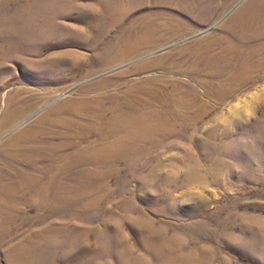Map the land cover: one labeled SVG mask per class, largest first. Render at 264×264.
I'll list each match as a JSON object with an SVG mask.
<instances>
[{"label":"rangeland","instance_id":"obj_1","mask_svg":"<svg viewBox=\"0 0 264 264\" xmlns=\"http://www.w3.org/2000/svg\"><path fill=\"white\" fill-rule=\"evenodd\" d=\"M186 1L180 9L156 0H0V264H264V26L240 44L259 49L253 79L225 83L218 95L239 54L213 49L216 71L201 61L192 69L190 53L216 36L235 42L221 27L247 14L250 0ZM147 20L153 43L104 67ZM128 91L133 109L158 114L168 128L140 129L132 152L110 163L73 167L85 141L154 124L128 118L115 134L102 129ZM96 97L107 109L98 121L69 104ZM57 119L81 122L87 137ZM91 120L99 129L88 128ZM26 175L60 187V196L30 202Z\"/></svg>","mask_w":264,"mask_h":264},{"label":"bare ground","instance_id":"obj_2","mask_svg":"<svg viewBox=\"0 0 264 264\" xmlns=\"http://www.w3.org/2000/svg\"><path fill=\"white\" fill-rule=\"evenodd\" d=\"M156 1H158L160 4L164 3L174 8H180V9L188 8L187 5H185V3H187L186 0H156ZM233 1L234 0H227V2H233ZM258 2H259L258 0H250L246 4V7L250 9V11L247 14L244 15V10L242 9L238 11L229 20V22L225 24V26L221 27V29L223 28L224 30H227L228 32L232 33L235 39V42L230 41L225 36H216L210 40H207L206 44L204 42H199L196 44L194 43L195 48L190 53V55L192 56V59L194 58L193 60L190 61V65L192 69H194L197 66L198 64L197 62L201 61L204 67L213 68V69H216V71H218L219 69L216 66L215 60L212 61V58H213L212 56L218 55V54L213 53L214 52L213 49L218 50L219 53L225 55L226 57H230L229 59L231 60L233 56L235 57L237 54H239L235 62L237 63V66L235 65L236 68L230 70L228 72L229 75H227L228 77L219 81L217 85L215 86L216 90H218L217 92L218 95L220 93L222 94V90L224 89V87H226L225 83L226 85L228 84L230 86L233 84L242 85L244 83H248L250 80L253 79L252 72L256 67H254L253 61L251 60L257 55L259 49L258 48H254L252 50L249 48L243 49L240 46V44H242L243 42L242 40L244 38H247L252 30H256L257 28L264 26V2L256 4ZM144 25L145 26L141 27V29L134 32V36L130 34L126 38H123L121 40L122 41L121 44L114 50L115 55L113 54L114 55L113 60L106 61V62L104 61V63L106 64L104 67H107V66L110 67V66H113L117 62H123L131 58L133 55L138 54L141 49L146 48L147 46H150L153 43V41L155 40L154 32L156 33V31L154 28L152 29L151 25L149 24V20H147ZM163 38H170V37H163ZM185 50L186 49H183L181 51L179 50L177 52L178 55L179 53H182ZM261 58L262 57L259 56L257 59L258 65H262L263 63V60ZM141 68H142V65L138 66L135 69L138 70ZM206 90L209 93L212 90V87H209ZM131 94L132 93H130L129 91L126 93V97L122 103L123 107L120 108L121 112L117 114L116 117L114 114L112 115L113 117H115L112 121L113 124L112 123L109 125L105 124V126H103L102 129L106 128L107 129L106 131L110 129L112 130V132L110 133L115 134L114 131L119 130V128H121V125L116 123V121L121 120V119L128 120V118L130 119L132 118V120L136 119L137 121L138 119L148 118L150 120H153L152 122L154 124L147 125L142 121L144 125H140L139 123H137L133 125L129 124L127 126H124L126 127L127 130L134 131V133L128 132L127 135H129V137L127 138H118V139L112 138L110 140H107L108 136L104 135V136H99V138H97V141L95 142L85 141V145L81 147L82 149L79 148L80 152H77V155L79 158H77L76 160L77 162L74 161L75 165L73 167L76 168L78 164L89 165L87 163H97L98 166L102 164L104 165V164L110 163V161L116 157L114 155H120L121 153L128 154L132 152V149L136 146L139 140L138 138H140V135H142V133H139L142 131L140 129L149 128L150 130H147V131L155 132L158 129V127H161V128L164 127L165 129L168 128V124H166L167 121L159 117L158 114L147 113L146 115L141 116L140 111L133 109L132 106H136V104L133 103L134 98L130 96ZM223 96H225V93L223 94ZM102 99L104 100V98ZM102 99L100 97L91 98V99H81V100L71 99L69 101V104L73 105L74 111L77 114H79L80 112H84V114L91 116L92 120L98 121L102 119V115H105L107 111V109H105L102 105L103 104L101 102ZM166 101L173 103V105L175 106L180 105L182 103L181 100L174 98V97L172 98L171 95H168V97L166 96ZM127 102H128L127 106L129 108V111L125 110L126 108L124 107L125 103ZM90 103H93L94 106H96L95 104L99 103L101 104V107L98 110H93L92 108H90ZM86 106H88L89 109H86L85 108ZM59 108L60 106L55 108V110H58ZM23 112H24V109L22 108V109L17 110L15 113H13L11 117L4 118L5 119L3 120L4 125L11 124L12 122H14V120L19 115H21ZM48 120H49V116L44 115L42 116L40 122L44 123ZM92 120H91V123H89L88 128L96 129V130L99 129L98 127L99 124L94 123V121ZM54 124H57V125L63 124L64 126L68 124L69 126L67 127H74L77 131H80L78 133H81V139H84L85 137H87L85 134L86 132L83 131L85 128L82 126L81 122H77V121H74V122L61 121L60 122V119H57L54 121ZM39 125H42V124H39ZM7 127L8 126H5L4 129H6ZM124 127L123 129H125ZM21 135L28 136V135H31V132L29 130L23 131L17 136L21 137ZM76 137L79 138L78 135ZM18 139L19 138H11L7 141V143L11 147H14V149L19 150V152L21 153V157H22L20 159H25L26 155L20 149V148L24 149L25 146L24 148L22 146L18 148L17 146L19 145ZM36 153H38V151H36ZM85 174H87L88 176L89 175L92 176L93 172L86 171ZM74 178L79 179V176H75ZM23 179L31 182L33 186L30 202L35 201L38 204L43 203L44 197L48 191H51L54 195L60 196V187L53 189L48 185L42 186L41 184H39V177L35 175H26V176H23Z\"/></svg>","mask_w":264,"mask_h":264}]
</instances>
